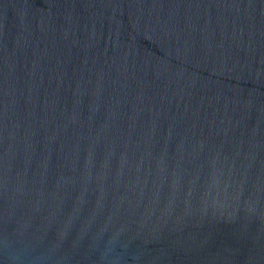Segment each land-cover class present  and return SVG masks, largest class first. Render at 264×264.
<instances>
[{"label": "water", "instance_id": "obj_1", "mask_svg": "<svg viewBox=\"0 0 264 264\" xmlns=\"http://www.w3.org/2000/svg\"><path fill=\"white\" fill-rule=\"evenodd\" d=\"M0 264H264V0H0Z\"/></svg>", "mask_w": 264, "mask_h": 264}]
</instances>
